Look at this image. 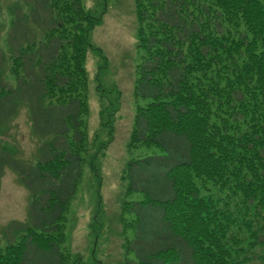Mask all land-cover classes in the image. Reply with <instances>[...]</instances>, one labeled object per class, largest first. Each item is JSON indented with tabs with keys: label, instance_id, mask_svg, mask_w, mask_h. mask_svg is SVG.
<instances>
[{
	"label": "trees",
	"instance_id": "obj_1",
	"mask_svg": "<svg viewBox=\"0 0 264 264\" xmlns=\"http://www.w3.org/2000/svg\"><path fill=\"white\" fill-rule=\"evenodd\" d=\"M20 2L0 48V133L26 108L42 143L33 164L0 146V177L12 169L31 195L0 264H69L61 225L83 177L86 61L102 53L91 41L102 20L84 0ZM134 5L144 105L130 144L158 151L125 172L136 198L121 208L124 264H264V0ZM107 109L100 148L114 137Z\"/></svg>",
	"mask_w": 264,
	"mask_h": 264
},
{
	"label": "rangeland",
	"instance_id": "obj_2",
	"mask_svg": "<svg viewBox=\"0 0 264 264\" xmlns=\"http://www.w3.org/2000/svg\"><path fill=\"white\" fill-rule=\"evenodd\" d=\"M19 2L0 0V48L5 52L14 12L20 4L23 7ZM84 3L88 10L98 11L101 16L91 41L102 53L99 56L89 52L86 61L89 85L83 123L88 140L83 153V177L61 225L65 234L63 249L69 264H124L132 258L126 248L132 227L131 217L123 214L121 208L136 198L127 194L125 172L130 161L158 150L130 144L136 108L144 105L136 97L140 53L134 0ZM107 107L108 113L116 109L113 119L106 118L112 123L114 137L106 148H100V144L110 140L106 131H100L106 117L101 112ZM41 143L33 134L26 108L0 133V146L27 164L35 162ZM30 202L31 195L17 173L6 168L0 177V248L8 241L4 232L10 223L27 222Z\"/></svg>",
	"mask_w": 264,
	"mask_h": 264
}]
</instances>
